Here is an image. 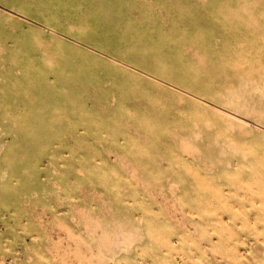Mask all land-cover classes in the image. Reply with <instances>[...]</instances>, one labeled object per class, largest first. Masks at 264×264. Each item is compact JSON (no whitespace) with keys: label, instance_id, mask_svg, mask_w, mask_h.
Wrapping results in <instances>:
<instances>
[{"label":"rangeland","instance_id":"1","mask_svg":"<svg viewBox=\"0 0 264 264\" xmlns=\"http://www.w3.org/2000/svg\"><path fill=\"white\" fill-rule=\"evenodd\" d=\"M0 264H264V0H0Z\"/></svg>","mask_w":264,"mask_h":264}]
</instances>
